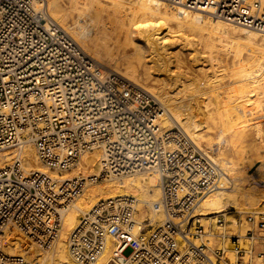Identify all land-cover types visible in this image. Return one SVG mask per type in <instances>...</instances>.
<instances>
[{
  "label": "built area",
  "instance_id": "2783aa9c",
  "mask_svg": "<svg viewBox=\"0 0 264 264\" xmlns=\"http://www.w3.org/2000/svg\"><path fill=\"white\" fill-rule=\"evenodd\" d=\"M167 1L264 35V0ZM46 3L0 0V150L29 144L48 171L27 170L21 156L0 167V264H38L4 250L7 232L49 249L64 211L90 185L145 172L161 179L150 209L160 221L142 217L134 195L99 200L69 235L76 264L105 253L109 264H264V213H247L244 234L229 227L230 216L243 223L232 209L197 213L227 179L223 168L184 130L163 128L157 98L104 70ZM95 150L98 175L63 178Z\"/></svg>",
  "mask_w": 264,
  "mask_h": 264
},
{
  "label": "bare ground",
  "instance_id": "6f19581e",
  "mask_svg": "<svg viewBox=\"0 0 264 264\" xmlns=\"http://www.w3.org/2000/svg\"><path fill=\"white\" fill-rule=\"evenodd\" d=\"M127 3L132 4L130 6H132L133 11L128 15L125 13L120 15L121 10H123ZM46 10L50 17L59 23L90 57L105 68L119 73L131 83L145 89L157 98L163 107V113L160 116V124L163 128L171 129V126L178 124L191 138H197V136L202 138L201 132L198 133V131H202L203 129L205 131H210L222 126V137L226 140H230V137L233 136H230L231 130H238V132L242 131V136H252V133H248L243 126L248 122H237L241 119L240 116H238L239 113L236 115V118L233 117L232 120L230 119L231 121H223L222 115L226 113L228 108L226 102L220 99L219 92H217V90L222 87H217V84L220 82L218 79L216 80V70L213 71L212 65L207 62H212L217 59V55L214 60L212 57V52L217 47L215 42L217 40L224 43L226 38V40H231V42H227V45H232L233 41H236L235 43L236 45L238 44L239 47L240 45L244 46L241 47V50H239L240 48H236L234 53L235 59L242 54L240 52H243V48L247 49L248 57L241 58V60L239 58L237 62L233 63L234 68L232 66L230 67L233 71L232 75L234 76L231 85H233V87L235 86L234 89L237 92L242 93L240 97L238 96V98H236V100L238 99L239 101L244 99L242 101V105L244 106L240 103V108L251 107L253 102L251 103L250 100L251 97L256 95V92L258 96L261 94L264 95L262 92H259V90L264 92V37L260 38L262 34L245 27L228 23L213 15L211 12L188 9L182 5L172 4L167 0H69L67 6L63 5V0H47ZM110 21L113 23L114 27L109 25ZM237 27H240L241 30L237 29ZM239 32L240 34H237ZM136 35L140 37L143 45L137 43L134 39ZM188 44H194L195 46L192 51L193 54H191L193 56H191L192 60H202L199 72L206 76V78L202 80L196 76L189 75L187 72L182 73L176 70V67L179 66L180 68L182 57L181 53H179L180 49L177 51L175 49L178 46L185 47V45ZM129 46L132 48L131 50L127 49ZM229 47L230 49H225V51L230 52L232 48L231 46ZM145 49H148L150 52L149 56H151V62L148 61L149 57L145 54ZM233 58L231 59L233 60ZM195 64L193 63V65ZM230 65L232 64L230 63ZM213 66L216 65L213 64ZM164 73H169L168 80H163ZM232 75L230 74L229 76L231 77ZM181 76L187 83L185 81L182 84L180 83ZM148 81L162 83L163 85L161 87L149 85L147 83ZM226 85L229 86L230 84ZM166 87L174 88L177 92L173 95H169L166 91ZM247 87L251 89L247 90ZM185 90H190L189 93H192L194 97L191 98L192 95L186 93L191 98L189 99L191 101L187 102L186 100V103H183L182 100V103L175 104L173 101L174 98ZM230 90L232 91V88ZM252 91L253 94L250 95ZM183 95L186 96L185 94ZM213 95H215V97L211 99L210 97ZM184 98L185 97H183V99ZM192 100H194V103H192ZM255 100H257V98ZM191 104L202 105L201 117L199 119H195V115L190 106ZM235 106L234 109H231L232 113H235ZM231 107L233 106L231 105ZM261 112L263 111L261 110ZM256 116H258V114ZM250 122L255 126L259 124H256L253 119H250L249 124ZM258 126L259 125H257V130L259 133L260 128H258ZM186 129L195 133V137H192L190 132ZM238 132L237 136L239 137L240 135ZM234 135L236 136V134ZM238 137H236V139ZM236 139L234 140L236 141ZM234 140L232 139V141ZM226 143L230 144L228 142ZM235 143L236 142H234V144ZM231 145H233V142H231ZM19 152L22 155L24 166L27 170L32 169L35 171L48 172L47 169L40 168L38 159L31 145H24ZM15 153L13 154L15 155ZM92 155H90V158L87 157L89 156L88 154H86V157L83 156L82 164L84 168L81 166L85 170L89 169V177L98 175L101 170L100 159H98L100 156L94 157L96 155ZM12 158L13 157L9 153L5 152L0 154V167ZM226 162L229 163V161ZM220 166L223 168L222 165ZM228 169L234 171L235 167L232 169V167L229 166ZM228 169L226 168V170ZM223 170L227 179L224 180L218 189L208 194L201 201L197 206L196 212L206 215L221 212L228 206H233L242 213L248 212V210L252 211V209H254L253 205H256V203L258 207L259 199L263 198L264 200V191L259 188L263 193H258L255 191V189H257L255 186L252 188L247 186L248 188H246L241 181L238 184L237 180L233 182L228 172L224 168ZM236 171L238 172V170ZM51 173L55 174L54 172ZM135 176L136 177L127 180H124V178L114 180L106 186H91L86 191L84 198L79 202L72 203L64 211L62 231L60 230L59 237L51 248H46V250L38 248L30 238L26 235L24 236L21 231L15 229L11 232H7L5 235L4 250L11 255H21L29 260H34L38 264H76L71 259L68 251L69 235L78 225L80 220L79 217L90 211L99 199L102 200L101 198L108 199L132 193L139 201L140 209L143 208L145 204L149 206L147 213L148 215L150 214L151 222L155 223L160 221L161 216L150 210L151 205L157 201L161 195V179L159 174L151 172V174ZM145 214H141L142 217L146 216ZM229 219L230 223L233 225L232 227L239 229L240 233L241 231L245 232L246 224L244 225L245 227L241 229L239 227H242V225L237 227L234 218L230 216ZM109 259L110 256L108 253H105L93 264H109Z\"/></svg>",
  "mask_w": 264,
  "mask_h": 264
},
{
  "label": "rangeland",
  "instance_id": "374dc122",
  "mask_svg": "<svg viewBox=\"0 0 264 264\" xmlns=\"http://www.w3.org/2000/svg\"><path fill=\"white\" fill-rule=\"evenodd\" d=\"M65 3V4H64ZM68 3H69V0H63V5L64 6H67L68 5ZM129 3H127V4H125V6H124V8H123V10H121V13H120V15L121 14H129V13H131V11H133L132 10V6H130V5H132V4H129ZM70 23V22H69ZM109 25L110 26H112V27H114V25H113V23L110 21L109 22ZM174 25V24H173ZM237 29H239V30H241V28L240 27H237ZM237 34H240V32L239 33H237ZM138 35H136L135 36V40L137 41V43H140L141 45H143V42H141V40H140V37H137ZM262 37H264V36H262V35H260V38H262ZM216 42V44H217V47L215 48V50L212 52V57H213V60L216 58V55H217V59H215V61H210V62H207L208 64H210V65H212V70L213 71H215V76H217V78H216V80L218 79V81L220 82L219 84H217V87L218 86H221L222 88H220L219 90H217V92H219V95H220V99L222 100V101H224V102H226V105H227V111H226V113L224 114V115H222V119H223V121H231L232 119H233V117H235L236 118V115L238 114V116H240V118L241 119H236V120H238L237 122L239 123H241V122H248L247 124H245V125H243L245 128V130L248 132V133H252V136L251 135H243V136H245V137H243L242 136V131H240V132H238V130L236 131V130H231V132H230V136L231 135H233V136H229L231 139V141L229 142L228 140H226L224 137H222V135H223V130H222V127H218V128H215V129H212V130H210V131H205L204 129L202 130V131H198V133H200L201 132V135L203 136L202 138H199L198 136H197V138L195 137V133H192V132H190V130L189 129H186L187 131H189L190 132V134L192 135V137H195V138H192V139H194V141H196L197 142V144L201 147V148H203L204 150H206V151H208L210 154H211V156L216 160V162L218 163V164H220V165H222L223 166V168L226 170V168L228 169L229 168V166H231L232 167V169H234V167H235V169H234V171L232 170V171H230L229 169L228 170H226L227 172H228V174L231 176V178L233 179V182L235 181L236 182V180H237V184L238 183H240V181L242 182V184L246 187V188H252L253 186H255L257 189H255V191L256 192H258V193H260V192H262V191H264V95H262V97H261V95H257L258 93L256 92V95H254L253 97H251V100H250V102L252 103V105H251V107H246V108H240V103H241V105L243 104L242 103V101L244 100V99H242V100H236V98H238V96L240 97L241 95H242V93L241 92H237L235 89H234V87H233V85H231V82H232V80H233V78H234V76L232 75L233 74V71H232V69L230 68L231 66L233 67V63L234 62H237V60H239V58H240V60H241V58H247L248 57V53H247V49L245 48H243V52L241 51L240 53H242V54H240L239 56H237V58L235 59V50H236V48H240L239 50H241L242 48L241 47H244V46H242V45H240V47H239V45L237 46L236 45V41L234 42L233 41V43H232V45L230 44V45H227V42H231V40H226V38H225V40H224V43H222L221 41H219V40H217V41H215ZM219 45V46H218ZM189 46V47H188ZM229 46H231V48H232V50H230V52L229 51H225V49L226 50H228V49H230V47ZM181 47V48H180ZM183 46H178L175 50L177 51V50H179L180 52L179 53H181V57H182V63H181V65H180V68H179V66L178 67H176V70L177 71H179V72H187L189 75H191V76H196V77H198L199 79H204V78H206V76H204L203 74H201V72H199V68H200V66H201V63H202V60H192V58H191V54H193V50H194V48H195V46H194V44L193 45H185V47H183ZM221 47V48H220ZM225 47H227V48H225ZM145 48V47H144ZM128 50H131L132 48H130V46L127 48ZM219 49V50H218ZM221 49V50H220ZM222 49H224V50H222ZM146 50V55H148V57H149V59H148V61L149 62H151V56H149L150 55V52H149V50L148 49H145ZM148 50V51H147ZM170 51H172L171 49H169ZM174 50V51H175ZM148 52V53H147ZM218 52V53H217ZM214 53V54H213ZM228 53V54H227ZM234 58H233V57ZM147 57V58H148ZM193 57V56H192ZM231 58H233V60L231 59ZM151 59V60H150ZM95 60V59H94ZM216 60H217V62H218V64H217V62H216ZM232 62H231V61ZM96 61V60H95ZM193 61V62H192ZM195 61V62H194ZM97 62V61H96ZM98 64H99V62H97ZM193 63L195 64V63H197V64H195V65H193ZM216 63V64H215ZM230 63L232 64V65H230ZM176 64V63H175ZM213 64L214 65H216V66H213ZM104 70H106V71H113V70H111V69H108V68H105L103 65H101V64H99ZM124 67V66H123ZM228 67V68H227ZM216 68V69H215ZM234 68V67H233ZM219 69V70H218ZM224 69V70H223ZM232 71V72H231ZM169 73H164V75H163V80H168V77H169V75H168ZM232 75L231 77L229 76V75ZM168 75V76H167ZM226 76V77H225ZM222 78V79H221ZM220 79V80H219ZM186 82V80H184V78L181 76V84L183 83V82ZM154 81H148L147 83L149 84V85H153V86H157V87H161L163 84L162 83H153ZM187 83V82H186ZM226 84H230L229 86L228 85H226ZM226 86V87H225ZM177 87V86H176ZM217 87H214V88H217ZM181 88V87H180ZM232 88V91L230 90ZM248 89L247 90H250L251 88H249V87H247ZM171 89V90H170ZM179 89V88H178ZM229 89V90H228ZM235 90V91H234ZM166 91L168 92V94L169 95H173L175 92H177V90L176 89H174V88H167L166 87ZM171 91V92H170ZM189 91L190 90H185L183 93H181V94H179V95H177L175 98H174V103L175 104H180V102L182 103V100H183V103H186V100H187V102H189V101H191V100H189V99H191V98H193L194 96L192 95V93H189ZM215 92H216V90H215ZM259 92H262L263 94H264V92L262 91V90H259ZM172 93V94H171ZM192 95L191 96V98L187 95ZM250 93V92H249ZM183 94H185L186 96H184ZM251 94H253V91L250 93V95ZM255 94V93H254ZM183 97H185L184 99H183ZM215 97V95H213L212 97H210L211 99H213ZM259 97V98H258ZM181 98V99H180ZM257 98V100H255ZM176 100V101H175ZM178 100H180V101H178ZM230 101V102H229ZM239 101V102H238ZM178 102V103H177ZM228 102H229V104H228ZM237 102V103H236ZM192 103H194V100H192ZM239 104V105H238ZM231 105L233 106V107H231ZM236 105V106H235ZM191 106V108H192V112L194 113V115H195V119H199L200 117H201V106L202 105H200V104H191L190 105ZM234 106H235V109L237 110L238 109V107H239V109L236 111L235 110V113H232V111H231V109L233 108L234 109ZM242 106H244V105H242ZM259 106V107H258ZM261 106V107H260ZM197 107V108H196ZM198 107H200V108H198ZM230 107V108H229ZM237 107V108H236ZM199 109V110H198ZM229 109H230V111H229ZM241 109V110H240ZM245 109V110H244ZM252 109V110H251ZM255 109V110H254ZM243 110H244V113H243ZM261 110L263 111V112H261ZM241 111V112H240ZM248 111H251V112H248ZM253 111H256V112H253ZM247 112V113H246ZM261 112V113H260ZM230 113V114H229ZM252 113V114H251ZM227 114V115H226ZM245 114V115H244ZM258 114V116H256ZM244 115V116H243ZM227 117V118H226ZM244 117V118H243ZM261 119H260V118ZM231 119V120H230ZM250 119H253V120H255V122H256V124L257 123H259V124H257V125H259L258 126V128H260V131H259V133H258V130H257V125L255 126V125H253V124H251V122H250V124H249V121H250ZM248 120V121H247ZM249 124V125H248ZM248 125V126H247ZM174 126H177V127H179V128H181L178 124H175ZM174 126H171V127H174ZM242 126V127H243ZM232 131H236V132H232ZM237 132L239 133V137L237 136ZM261 132V133H260ZM231 133H233V134H231ZM194 134V135H193ZM234 134H236V136L234 135ZM260 134V135H259ZM259 135V136H258ZM218 136V137H217ZM257 136V137H256ZM236 137H238L237 139H236ZM241 137V138H240ZM243 137V138H242ZM232 139L234 140V139H236V141L234 140V141H232ZM257 139V140H256ZM225 140H226V142H228V143H230V144H227L226 142H225ZM231 142H233V145H231ZM234 142H236L235 144H234ZM227 144V145H226ZM26 146V145H25ZM32 148H33V146H31ZM20 147H14V148H9V149H3V150H0V154H2V153H9L13 158L14 157H17L18 155H19V157L21 156L22 157V155H21V153L19 152V151H21L22 150V147L19 149ZM34 149V148H33ZM5 151V152H4ZM16 152V153H15ZM34 152H35V150H34ZM13 153H15V155L13 154ZM20 153V154H19ZM95 154L96 156H94V157H99L100 156V151H98V150H95V151H93V152H91V153H88V155L89 156H87L88 158H90V155H92V154ZM96 153H99V154H96ZM36 154V153H35ZM93 154V155H94ZM92 155V156H93ZM85 157H86V155H84ZM37 157V156H36ZM12 158V159H13ZM83 158L84 157H81V159L79 160V162L74 166V167H72L70 170H68V171H65V172H63V175H64V177L65 178H67V177H73V176H79V175H83V176H85V177H89L88 175H89V169H87V170H85V169H83L84 167H83ZM12 159H10V161L12 160ZM98 159H100V157L98 158ZM226 161H229V163H227ZM9 162V161H8ZM8 162H6V163H8ZM81 162V163H80ZM5 163V164H6ZM225 163H227V164H225ZM233 163V164H232ZM38 164L40 165V168H42V169H46L40 162H39V160H38ZM80 164V165H79ZM224 164V165H223ZM233 165H234V167H233ZM83 168H82V167ZM30 170H32V169H30ZM236 170H238V172L236 171ZM234 172V173H233ZM153 173H155V172H153ZM238 175H237V174ZM144 174H151V172H145V173H141V174H136L137 176H141V175H144ZM134 177H136L135 175L133 176V178ZM129 178H132V177H126V178H124V180H127V179H129ZM110 182H112V181H101V182H98V183H96V184H93V185H90L87 189H86V191L91 187V186H106L108 183H110ZM235 184V183H234ZM248 186V187H247ZM258 186V187H257ZM259 188H260V190H262V191H260L259 190ZM259 190V191H258ZM86 191L75 201V203L76 202H79L82 198H84V195H85V193H86ZM263 193V192H262ZM128 194H131V195H133L132 193H128ZM101 199H103V198H101ZM100 200V199H99ZM98 200V201H99ZM261 200H262V202H261ZM97 201V202H98ZM264 200H263V198H260L259 199V201H258V207H257V203H256V207L253 205V208L254 209H252V211H249L248 210V212H242L241 213V211H238L237 210V208H235V207H233V206H228L225 210H229V209H232L233 211H236V214H237V216H241L242 217V227H239V228H244L245 226V224H246V227H245V232L248 230V229H250V228H252V226H251V224H249L247 221H246V215H247V213H255L257 216H258V214L259 213H264V209H263V207H264V202H263ZM96 202V203H97ZM74 203V202H73ZM95 203V204H96ZM260 203V204H259ZM93 206V205H92ZM262 206V207H261ZM261 207V208H260ZM91 208V207H90ZM89 208V209H90ZM140 208V207H139ZM149 208V206L147 205V204H145L144 206H143V208H141L140 209V212H141V214H145V213H147V209ZM256 208H258V209H256ZM260 208V209H259ZM224 210V211H225ZM257 211H259V212H257ZM83 215V214H82ZM81 215V216H82ZM80 216V217H81ZM79 217V218H80ZM232 218H234V217H232ZM228 219H229V217H228ZM230 220V219H229ZM233 225L230 223V225H229V227H232ZM63 228V227H62ZM234 228V227H233ZM61 231H62V229H61ZM244 231V230H243ZM245 232H242L241 231V233L242 234H244ZM25 236V235H24ZM46 250V249H45ZM43 252V251H42Z\"/></svg>",
  "mask_w": 264,
  "mask_h": 264
}]
</instances>
